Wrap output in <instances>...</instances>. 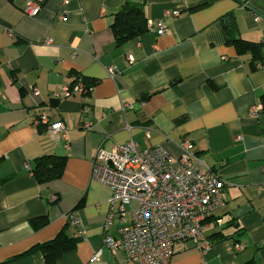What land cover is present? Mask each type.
<instances>
[{"label": "crops", "instance_id": "0c3cea01", "mask_svg": "<svg viewBox=\"0 0 264 264\" xmlns=\"http://www.w3.org/2000/svg\"><path fill=\"white\" fill-rule=\"evenodd\" d=\"M126 3L142 7L145 32L117 43L114 15ZM23 8L24 0H0V264H41L39 253H25L62 230L77 242L56 264H132L104 244L111 191L90 179L97 149L129 139L174 160L189 140L225 182L211 217L222 225L204 230L209 248L186 242L169 264H264V113L250 115L264 96V67L227 42L264 48V18L248 9L264 14V0H45L35 17ZM149 21L167 32L149 31ZM41 114L64 125L67 148L34 124ZM42 156L64 158L60 178L36 181ZM134 208L115 212L110 236ZM70 212L83 234L68 224Z\"/></svg>", "mask_w": 264, "mask_h": 264}, {"label": "built area", "instance_id": "2783aa9c", "mask_svg": "<svg viewBox=\"0 0 264 264\" xmlns=\"http://www.w3.org/2000/svg\"><path fill=\"white\" fill-rule=\"evenodd\" d=\"M44 1L24 0L23 12L29 17L37 16ZM236 1L249 7L254 0ZM64 14V11L60 13L61 19ZM259 20L256 17V21ZM147 29H155L158 35L167 32L163 21L155 25L149 21ZM107 72L111 78L116 76L111 68ZM76 89L89 91L83 88L80 79H77ZM70 93L69 87L61 89L62 96ZM261 111L262 105L257 104L250 109V115L257 117ZM34 124L59 137L67 148L66 130L61 122H51L41 114ZM82 128L89 131L90 124L85 123ZM191 147L189 140L181 141L176 160L158 148L139 150L131 139L113 148L97 149L90 179L111 191L103 223L104 244L111 251H122L128 263L169 264L178 247L186 242L204 252L210 246L204 236L205 228L221 227V221L211 217L223 205L221 192L225 182L195 157ZM132 203L135 208L131 211L130 223L118 229L117 237L110 236L115 212L123 215ZM65 218L71 227L83 234L82 223L72 212ZM98 258L99 252L94 254L92 261Z\"/></svg>", "mask_w": 264, "mask_h": 264}, {"label": "trees", "instance_id": "16d2710c", "mask_svg": "<svg viewBox=\"0 0 264 264\" xmlns=\"http://www.w3.org/2000/svg\"><path fill=\"white\" fill-rule=\"evenodd\" d=\"M112 29L117 43H122L145 32L143 9L139 5L126 3L114 15ZM227 42L234 45L239 55L250 54L251 64L264 67V48L261 45L248 43L235 37L227 38ZM77 81V80H76ZM75 81V82H76ZM74 82V83H75ZM89 90V85H84ZM261 113H264V96L261 97ZM64 168V158L56 156H42L36 160L32 174L38 183H48L60 178ZM42 222H35V226ZM222 238V237H220ZM77 239L69 237L66 231H60L52 240L36 245L25 254L39 253L41 264H56L57 260L67 251L75 248ZM244 264H254L248 261Z\"/></svg>", "mask_w": 264, "mask_h": 264}, {"label": "water", "instance_id": "95a60500", "mask_svg": "<svg viewBox=\"0 0 264 264\" xmlns=\"http://www.w3.org/2000/svg\"><path fill=\"white\" fill-rule=\"evenodd\" d=\"M250 11H252L253 13H255L257 16H259L260 18H264V14H261V13H259V12H257V11H255L254 9H252V8H248ZM226 28L224 27V30H225Z\"/></svg>", "mask_w": 264, "mask_h": 264}]
</instances>
